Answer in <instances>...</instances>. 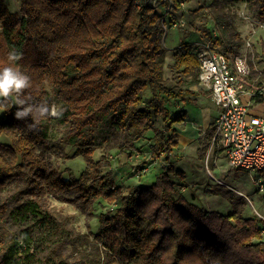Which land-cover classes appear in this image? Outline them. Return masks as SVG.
<instances>
[{
  "label": "trees",
  "instance_id": "trees-1",
  "mask_svg": "<svg viewBox=\"0 0 264 264\" xmlns=\"http://www.w3.org/2000/svg\"><path fill=\"white\" fill-rule=\"evenodd\" d=\"M231 1L246 3L264 27V0ZM196 13L204 20L193 28L201 38L211 39V19L213 48L237 57L244 40L230 14L216 1ZM163 34L161 15L139 11L134 0H20L18 14L0 0V69L10 66L9 52L19 53L11 66L30 77L25 95L63 109L59 118L27 119L33 131L12 118L13 103L0 117V264H264V223L257 217H243L242 208L230 215L208 212L182 194L185 172L174 165L179 143L173 125L185 113L175 106L196 95L187 86L198 82L199 62L187 35L168 64ZM247 61L243 88L258 89L264 37ZM51 121L67 126L54 141L44 128ZM213 133L210 125L200 141L204 150ZM131 149L150 152L160 170L151 184L122 191L102 170L111 168V152L116 157ZM53 157H80L84 170L66 178ZM260 176L264 182V172ZM217 194L235 207L243 204L230 192ZM52 200L74 206L86 232ZM101 201L118 205L113 214L98 215L93 232L90 220Z\"/></svg>",
  "mask_w": 264,
  "mask_h": 264
},
{
  "label": "rangeland",
  "instance_id": "rangeland-1",
  "mask_svg": "<svg viewBox=\"0 0 264 264\" xmlns=\"http://www.w3.org/2000/svg\"><path fill=\"white\" fill-rule=\"evenodd\" d=\"M176 1L179 4V10L175 11V17L178 18L179 21L176 20L174 28L170 27V23L166 25L164 30L165 35H163V42L168 50V56L174 48L182 43V40L185 39L187 35L193 37L195 40L201 38L200 34L193 28L194 25H201L204 20L200 13H196V15H192V13L199 9L206 10L213 1L218 2L219 5L230 14L233 28L244 40V44L242 45L238 56L247 59L252 49L257 51L260 50V41L264 37V27L258 17L249 10L246 3L231 0ZM4 2L10 12L19 13L20 0H4ZM207 28L214 32L213 21L211 19L207 22ZM223 49V47H219L218 50L223 52ZM166 62L168 64L171 63L169 59H167ZM253 67L257 71H260L261 65L258 63V59H254ZM45 86L48 91H51L49 82L46 81ZM203 91L204 90L200 89L198 93H202ZM204 92L206 93V91ZM208 94L210 95L209 92ZM12 100L14 101V98H12ZM13 107H15L14 102ZM15 111L11 113L12 118ZM0 117L4 118L5 112H0ZM15 121L21 126L28 127L31 131L35 129L34 127H29V125L32 124L28 120ZM158 125H161V121L155 124V126ZM44 128L48 140L54 141L65 133L67 126L51 121L45 122ZM191 128L192 127L188 124L186 129L187 131H192ZM149 134L150 133H146V136ZM204 134L205 132L203 133L199 131L198 139L189 147L187 144H181L186 150L179 159L175 157V162L178 163L176 165L177 168L185 172V181L184 184H182L181 189L182 194L189 201L191 200L194 204L204 208L208 212L230 215L233 212L241 211L240 209L242 208L243 217H257L261 223H264V182L260 176L261 172H250L232 168L220 150L211 149V144L204 150L203 145H200V141H202ZM31 136H33V134H31ZM1 140L8 142V139L5 137L1 138ZM136 147H140V142L136 144ZM66 151L69 154H72L74 149L67 147ZM114 153L115 151L111 152V155L113 156V158L111 157V163L116 161L118 165L114 166L112 170H110V168H104L102 174L111 173L114 181L122 191H125L127 187L134 185L151 184L155 179L156 173L160 170L156 166H153L148 174L140 177L141 180L139 178L129 177V173L134 170V167L137 168L144 164H141L140 160L132 158L131 161L127 163V165H129L124 168L125 163H123V160L125 154L122 153L115 157ZM101 155V149H97L94 158L97 160ZM53 164L64 172V177L66 178L70 176L78 178L85 167L84 162L80 157L73 159L53 157ZM129 166H131L132 169L128 171L124 170L129 168ZM127 177L132 179H127ZM219 191L230 192L235 199L243 204L235 207L222 195L217 194ZM193 194L196 199L193 198ZM52 201L53 205L57 208H61L65 215L72 216V224L78 231L86 232V219L74 206L57 202L55 200ZM117 205L118 204L109 205L104 201L95 204L94 217L90 220V227L93 232H96L99 228L98 215L100 213H106L107 211L110 212V210L113 214Z\"/></svg>",
  "mask_w": 264,
  "mask_h": 264
},
{
  "label": "built area",
  "instance_id": "built-area-1",
  "mask_svg": "<svg viewBox=\"0 0 264 264\" xmlns=\"http://www.w3.org/2000/svg\"><path fill=\"white\" fill-rule=\"evenodd\" d=\"M134 1L139 11L145 8L157 11L163 30L172 21L174 28L176 20L179 21L175 17L174 0ZM216 38L214 31L210 40L200 38L191 45L199 62L197 84L210 93L218 109L211 149L220 150L232 168L264 172V110L255 112L254 108L256 105L264 107V82L258 89L243 88V79L250 73L247 59L237 56L231 60L214 49Z\"/></svg>",
  "mask_w": 264,
  "mask_h": 264
},
{
  "label": "crops",
  "instance_id": "crops-1",
  "mask_svg": "<svg viewBox=\"0 0 264 264\" xmlns=\"http://www.w3.org/2000/svg\"><path fill=\"white\" fill-rule=\"evenodd\" d=\"M198 40L194 39L191 42L194 43ZM168 59L171 62L170 54L168 56ZM187 89L189 91L196 93V95L188 97V99L185 102L179 101L175 106V108L177 110L183 111L185 113L183 121L173 125V127L176 128L178 131V141H179L178 143L179 144H178V148L174 151L175 157L177 159H179V157L186 150V148H183L181 146V144L182 145L187 144L188 147L190 145L194 144L195 140L198 139L199 131H201L203 133L206 132L207 129L209 128V126L214 124V121H215L217 114H218V109L212 103V101L210 99V95L208 94L207 91H206V93L204 91L202 93H198L200 91V87L197 83L188 85ZM207 96H208V98H207ZM254 108H255V112L264 110V107L262 105L261 106L256 105V106H254ZM188 124L192 127L191 128L192 131H187L186 128H187ZM135 149H131L127 154L124 153L125 154V158L123 160V163H125L124 168H125V166L129 165V164L127 165V163H129L132 158L140 160L141 164H144V161H146L147 164L145 163L143 166H139L137 168L134 167V170L129 173V177H133V178L135 177V178L140 179V177H142V176H139L138 174L140 173L139 170L141 167L147 168L146 174H148L150 172V170L153 166H156L159 169V165H160L159 162H157L155 160L149 161L150 160V152H148L147 150H144L141 153ZM177 164L178 163L176 162L174 165L176 166ZM116 165H118V163L116 161H113L110 170H112V168ZM130 169H132L131 166H129V168H126L124 170L128 171ZM135 169H136V171H135ZM129 177H127V179H132ZM124 179H126V178H124ZM145 185H147V184H145ZM114 264H119V263L116 262Z\"/></svg>",
  "mask_w": 264,
  "mask_h": 264
},
{
  "label": "clouds",
  "instance_id": "clouds-1",
  "mask_svg": "<svg viewBox=\"0 0 264 264\" xmlns=\"http://www.w3.org/2000/svg\"><path fill=\"white\" fill-rule=\"evenodd\" d=\"M20 58L19 53L9 52L10 66L0 69V112L7 111L9 104L14 102L17 108L13 113L15 120L23 121L31 118L35 121L48 116L59 118L63 113L62 108L56 105L49 107L46 103L36 104L32 101L31 95H25V91L31 87L30 77L11 66ZM33 126L29 125V127Z\"/></svg>",
  "mask_w": 264,
  "mask_h": 264
}]
</instances>
